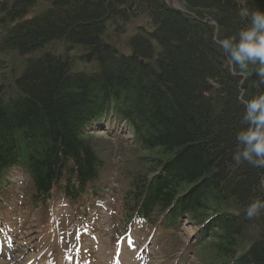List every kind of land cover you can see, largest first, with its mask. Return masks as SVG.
<instances>
[{
  "label": "trees",
  "instance_id": "obj_1",
  "mask_svg": "<svg viewBox=\"0 0 264 264\" xmlns=\"http://www.w3.org/2000/svg\"><path fill=\"white\" fill-rule=\"evenodd\" d=\"M47 1L35 13L38 0H0V183L20 169L35 200L57 190L76 201L105 167L87 128L115 120L159 153L124 198L126 220L158 215L173 228L187 219L216 264H264V212L245 215L264 199V169L231 159L246 127L241 101L264 86L233 75L217 43L247 26L241 7L264 0H183L189 13L161 0ZM141 18L150 29L126 39L127 55L110 33L120 40Z\"/></svg>",
  "mask_w": 264,
  "mask_h": 264
},
{
  "label": "rangeland",
  "instance_id": "obj_2",
  "mask_svg": "<svg viewBox=\"0 0 264 264\" xmlns=\"http://www.w3.org/2000/svg\"><path fill=\"white\" fill-rule=\"evenodd\" d=\"M164 2L189 13L183 0ZM48 6L49 1L38 0L35 13ZM147 25L145 18L134 20L120 40H114L112 32L109 39L129 55L126 39L138 26L150 29ZM62 48L60 43L51 47L55 52ZM74 52L70 55L76 67L86 69L87 65L80 60V50ZM87 134L105 167L99 180L90 184L84 196L75 202L65 200L57 190L48 201L35 200L32 183L18 171L11 170L2 179L0 264L25 261L28 264H50V261L53 264H216L210 245L200 240L199 226L190 220H184L171 233L155 234L151 247L144 242L149 241L154 230L141 222L131 225V236L119 238L129 228L124 198L138 171L148 170L143 160L159 153L142 150L127 125L111 119L93 126ZM21 249V258L16 263L13 259L21 254Z\"/></svg>",
  "mask_w": 264,
  "mask_h": 264
},
{
  "label": "clouds",
  "instance_id": "obj_3",
  "mask_svg": "<svg viewBox=\"0 0 264 264\" xmlns=\"http://www.w3.org/2000/svg\"><path fill=\"white\" fill-rule=\"evenodd\" d=\"M238 15L247 21L237 35L217 41L228 60L232 74L257 77L256 86H264V9L241 7ZM216 25V20H211ZM242 119L246 127L236 134L237 146L232 154L236 165L247 164L264 169V94L242 100ZM264 184V181H261ZM264 212V199L254 198L246 207V217L252 219Z\"/></svg>",
  "mask_w": 264,
  "mask_h": 264
},
{
  "label": "bare ground",
  "instance_id": "obj_4",
  "mask_svg": "<svg viewBox=\"0 0 264 264\" xmlns=\"http://www.w3.org/2000/svg\"><path fill=\"white\" fill-rule=\"evenodd\" d=\"M114 121H115V120H114ZM20 252H21V254H19L18 256L14 257V259H13L16 263H17V262L19 263V260H18V259L21 258V255H22L23 250L21 249ZM17 260H18V261H17ZM50 263H53V262L50 261ZM21 264H28V262L25 261V262H22ZM31 264H34V263H31Z\"/></svg>",
  "mask_w": 264,
  "mask_h": 264
}]
</instances>
